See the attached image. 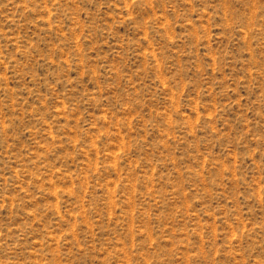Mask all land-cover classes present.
<instances>
[{"label":"rangeland","instance_id":"obj_1","mask_svg":"<svg viewBox=\"0 0 264 264\" xmlns=\"http://www.w3.org/2000/svg\"><path fill=\"white\" fill-rule=\"evenodd\" d=\"M0 264H264V0H0Z\"/></svg>","mask_w":264,"mask_h":264}]
</instances>
